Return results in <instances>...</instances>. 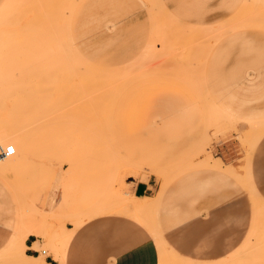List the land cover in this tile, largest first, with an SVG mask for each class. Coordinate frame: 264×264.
I'll return each mask as SVG.
<instances>
[{"label":"rangeland","instance_id":"rangeland-1","mask_svg":"<svg viewBox=\"0 0 264 264\" xmlns=\"http://www.w3.org/2000/svg\"><path fill=\"white\" fill-rule=\"evenodd\" d=\"M132 1L143 5L147 41L136 58L111 67L80 53L104 44L88 30L75 39L73 22H89L93 4L122 0H0V115L28 116L33 147L53 149L0 167V227L11 229L0 240V264L22 261L19 236L31 230L46 240L38 249L63 264L65 225L108 212L143 223L160 264H264V55L250 57L245 79L229 87L211 65L224 57L217 45L226 35L264 33V0H243L210 24L182 20L168 0ZM150 176L153 196L130 193L128 179ZM201 177L212 179L210 194L242 196V243L216 263L180 254L159 224L161 188Z\"/></svg>","mask_w":264,"mask_h":264},{"label":"crops","instance_id":"crops-1","mask_svg":"<svg viewBox=\"0 0 264 264\" xmlns=\"http://www.w3.org/2000/svg\"><path fill=\"white\" fill-rule=\"evenodd\" d=\"M242 1L168 0L167 4L177 17L186 22L210 24L228 18ZM92 6L99 9L91 12L89 22L83 21L88 28L85 29L83 22H73L75 26H80L77 28L81 31L76 34L75 28L74 36L79 39L87 30L90 35L99 33L89 40H98L104 47L101 48V45L95 51L80 53L89 61L111 67L136 58L148 37L147 18L140 8L143 5L122 0V3ZM85 46L79 47L80 51ZM217 51L224 57L219 58L217 64H211L216 65L219 72L216 81L222 82L225 87L240 83L251 66L247 63L251 61L250 57L264 55V33L254 29L230 33L218 43ZM211 180L209 177L192 178L184 186L163 192L159 200V224L163 236L180 254L189 259L216 263L229 257L240 246L245 230L241 225V194L229 193L228 199L221 198L223 193L210 194L207 190L210 189L209 184L213 183ZM259 182L264 183V179ZM126 184L135 197L153 196L155 182L151 176L146 181L128 179ZM65 226L71 235L64 249L63 264H160L157 247L147 235L145 225L125 213L108 212L86 220L79 227ZM10 230L0 227L1 241L2 234ZM37 231L30 232L25 238L21 255L24 263L10 264H35L34 258L41 254L45 260L42 264H59L52 250L46 249L42 253L38 249L46 240ZM61 232L62 227L59 234Z\"/></svg>","mask_w":264,"mask_h":264},{"label":"bare ground","instance_id":"bare-ground-1","mask_svg":"<svg viewBox=\"0 0 264 264\" xmlns=\"http://www.w3.org/2000/svg\"><path fill=\"white\" fill-rule=\"evenodd\" d=\"M170 16V15H169ZM16 114L17 115H14L12 118H5L4 116H2V115H0V146L1 147H6L7 145H6V142L8 143V142H10V144H8V145H12L13 146V148H14V152H13V154H11V155H9V156H3V155H0V167L1 166H3V165H7V164H10L12 161H14V160H16V162H26L28 159H29V157L31 156V155H33L34 156V154L35 155H40V156H44L43 154H45L46 153V156H49V155H47L48 154V151L49 152H52L53 151V149H52V147H50V145L52 144L51 142L52 141H50L49 143H50V145H49V143L46 141V143H48V144H46L45 143V141H41V142H44V144L45 145H48L47 147H50V149H52V150H48V149H45L46 151H45V153L43 152V150H42V148H40V147H38V148H40L41 150H36V148H34L33 146H34V140H33V136H32V133H31V129L30 128H32L31 127V125L29 126V121H28V116H26V118L24 119V118H22L23 116H21L22 114H21V112H20V114H18V111H16ZM32 118V117H31ZM24 119V120H23ZM37 120H38V118H36ZM36 119H35V121H36ZM32 120H34V119H32ZM31 119H30V122L32 121ZM40 122V121H39ZM31 123H33L34 124V122L32 121ZM37 124V126L39 125L38 123H36ZM43 125V124H42ZM49 125V124H48ZM40 126V125H39ZM44 126V125H43ZM45 126H46V124H45ZM33 127H35V130H36V126H34L33 125ZM41 127V126H40ZM45 128V127H44ZM46 129V128H45ZM33 133L35 132V131H32ZM37 133V132H36ZM31 134V135H30ZM39 136H40V134H39ZM36 137V136H35ZM40 142V143H41ZM2 143H3V145H2ZM43 144V145H44ZM41 145H42V143H41ZM38 152H43V153H38ZM50 154V153H49ZM54 153H52V155H53ZM13 155V156H12ZM11 156V157H10ZM208 156V158L207 159H211V154H208L207 155ZM8 157V158H7ZM50 157H52L53 158V156H50ZM48 158V157H47ZM36 159H38L37 157H36ZM39 160V159H38ZM209 160H207V163L206 164H208V161ZM213 160V159H212ZM206 162V161H205ZM212 162V161H211ZM210 162V163H211ZM213 162H214V164L213 163H211V164H213V165H217V166H221V164H220V162H218V161H216L215 162V160H213ZM211 164H209V165H211ZM162 190V189H161ZM161 190L158 192V195H157V197H156V199H155V201H156V205H157V202H158V200H159V197H160V195H161ZM144 198H146V197H144ZM153 198V197H152ZM151 200V199H150ZM153 200H154V198H153ZM155 206V205H154ZM33 231H35V230H33ZM30 232H32V230L30 231ZM30 232H27V233H25L24 235H23V237H21V239H20V236H19V240L22 242V245H23V247H24V241H25V238L27 237V235L30 233ZM34 233H36V232H34ZM22 236V235H21ZM18 240V241H19ZM17 243L20 245L21 243H19V242H17V240H16V245H15V243H13L14 245H12V247L14 248H16L15 249V251L17 250V247H18V245H17ZM20 247H21V245H20ZM22 247V248H23ZM12 248V249H13ZM19 248V247H18ZM11 250V249H10ZM13 251H14V249H13ZM10 252H12V251H10ZM21 253V255H22V251L20 252ZM60 253V252H59ZM13 254V253H12ZM15 254V253H14ZM23 256H24V254H23ZM26 257V256H25ZM24 257V258H25ZM29 257V256H28ZM37 258V257H36ZM36 258H34V259H36ZM31 259H32V257H31ZM54 259H56V257L54 258ZM26 260V259H25ZM33 260V259H32ZM58 260V259H57ZM28 261V260H27ZM43 262V261H42ZM58 262H59V260H58Z\"/></svg>","mask_w":264,"mask_h":264},{"label":"built area","instance_id":"built-area-1","mask_svg":"<svg viewBox=\"0 0 264 264\" xmlns=\"http://www.w3.org/2000/svg\"><path fill=\"white\" fill-rule=\"evenodd\" d=\"M13 152H14V148L12 145H7L6 147L0 146V155L9 156V155L13 154ZM41 252L45 253V249H42Z\"/></svg>","mask_w":264,"mask_h":264}]
</instances>
